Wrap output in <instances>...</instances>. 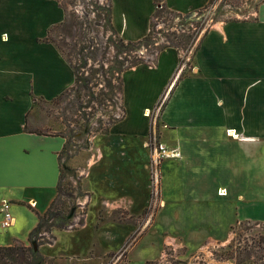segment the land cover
I'll return each mask as SVG.
<instances>
[{
    "label": "crops",
    "instance_id": "obj_1",
    "mask_svg": "<svg viewBox=\"0 0 264 264\" xmlns=\"http://www.w3.org/2000/svg\"><path fill=\"white\" fill-rule=\"evenodd\" d=\"M156 1L109 0L115 36L124 42H136L144 38L149 32L157 3L175 14L189 15L213 0ZM252 11L254 23L227 21L208 30L194 51L192 64L178 77V53L172 47L160 51L151 65L141 64L125 70L121 74L120 84L125 115L110 125V139H146L156 134L148 114L161 98H168L164 106H172L170 100L177 90L182 100L187 87L196 88L203 81L216 77L230 91L226 101L219 97L213 105L218 108L214 113L220 112L226 120L210 123L195 117L188 124L180 125L168 119L166 107L163 119L171 127L164 130L161 140L164 145H167L166 140L177 141L182 159L204 160L202 164L215 170L213 178L217 176L222 180L216 188L217 197H227L231 192L227 176L231 172L244 171L246 167L252 172L249 175L248 195L258 194L260 189H264V0H257ZM64 20L65 12L58 0H0V204L3 200L9 201L15 219L9 228L3 229L0 225V247L27 245L39 217L48 210L58 193L65 136L63 133H47L49 118L46 122L37 120L34 112H41L42 106H52L51 103L75 84L72 65L58 45L48 37ZM232 52L252 60L247 61L245 67L238 68L232 60ZM219 62H223L226 77L220 73H209L208 69L214 68ZM240 78L244 79L242 88L240 86L237 92H233L235 80ZM215 124H220L223 129V147L219 152L215 151L217 141L212 137L216 132ZM230 131H235V137L239 138L230 137ZM102 137L96 135L85 151L68 161V167L76 170L84 166L81 190L88 202L81 227L54 230L50 232L53 244L38 246V252L44 255V259H49L47 252L57 250L51 256V264L54 261L73 264L71 260L57 259L55 256H63L67 248L62 245L74 236L72 234L83 232L89 227L95 197H104L101 195L106 189L104 184L103 190L95 194L86 187L93 169L104 158V151L100 147ZM105 155L103 163L108 167L113 158L131 159L136 153L118 151L113 154L107 151ZM169 160L164 161V206L157 212L149 231L126 249L128 264L158 261L169 244L179 254L183 245L179 243V236L189 252L202 250L204 241L216 245L228 238V230L237 221L233 202L225 199L208 200L210 197L207 198V195H198L197 182L204 173L197 171L199 167L193 170L188 162L180 160L177 166ZM121 166H128V175L130 169L136 168L132 162ZM177 173L179 184L173 181ZM106 181L109 184L111 180ZM118 188L126 196L121 195L122 198L118 199L99 198V209L124 217L128 215V205L133 203L135 195L132 186ZM183 188L190 193L184 194ZM222 192L227 195L220 196ZM235 200L243 205L250 202L242 194H237ZM107 238L113 245L111 250H115L118 245H114V238ZM93 248L97 257L89 258L87 262L85 259L83 264H100L102 261L98 257L110 250L97 254ZM42 249L48 250L42 253Z\"/></svg>",
    "mask_w": 264,
    "mask_h": 264
},
{
    "label": "rangeland",
    "instance_id": "obj_2",
    "mask_svg": "<svg viewBox=\"0 0 264 264\" xmlns=\"http://www.w3.org/2000/svg\"><path fill=\"white\" fill-rule=\"evenodd\" d=\"M58 2L65 12V20L60 26L51 31L48 37L58 45L60 51L73 68L79 69L81 62L87 63V71L86 68L85 71L80 69L77 76L89 78L90 86L93 88L92 90L97 102H90L88 100V97H86V89L83 91L84 83L82 80L80 82L77 81L69 91L51 103L52 106H42L41 112H34L36 114V119L45 121L49 118L50 124L47 133L51 135H60L63 133L67 136L69 142L68 147L69 145L71 146L69 148L71 153L68 154V156H74L81 152L79 147L86 146V138L83 137V134L80 135V138H75V133L80 134L86 119L88 120L91 118L90 112L95 110L96 113L98 108L101 107L102 116L98 118L95 117L94 121L99 128H93V130L97 129L96 133L98 135L103 136L102 139H100V141H102L100 147L102 151H104V158L101 163L106 160L105 154L107 151L113 154L118 151L124 153L133 152L136 153V155H132L131 159L113 158L108 167H106L105 163H99L100 165L95 166L93 175L86 187L95 194L103 190L104 184V189H106L101 194L104 197H95L96 199L91 210V222L89 227L83 232L72 234L74 236L69 237L70 239L62 245L67 248L63 251V256L57 255L55 257L66 258L71 260L73 264H83L85 259L87 262L90 261L89 258L93 259L97 257L93 247H95L97 254L110 249L98 257L102 261L100 264H106L114 255L112 252L118 249L117 252L127 249L149 231V227L152 226L157 212L163 208L164 200L166 199V191H164L166 173V168L164 166L165 160L158 163L157 166L151 161V152L159 145H163L166 151H175V153H179V157L169 160L175 165L178 166L180 160H183V162H188L192 166L191 169L195 170L199 167L197 171L201 170L204 172L202 173L201 180L197 182L196 187H199L198 195L200 197H206L207 195V198L210 197L208 200L225 199L233 202L235 204V217L237 221L228 230V238L226 240L218 242L216 245L212 243L207 244L204 241L202 250L189 252L181 236L174 234L175 236H179V243L183 244L179 254L177 253V255L175 254L172 257V252L168 251L171 248L166 247L164 248V250L167 251L166 256L162 262L156 260L148 264H264V189H260L258 194L248 195L250 188L249 175L252 174L248 167H246L244 171L238 173L231 172V174L227 176V182L229 181L230 183L229 191L231 192H229L227 197H217L218 190L216 188L219 184L218 182L222 180L217 176L213 178L215 170L202 164L204 160L189 158L185 161L182 159L179 143L177 141L166 140L165 143H167V145H164L160 137L167 127H171L163 119L166 107L168 119L180 125L184 123L188 124L193 121L191 118L195 117L201 121L210 123L212 121L226 120L225 115H222L220 112L214 113L218 111V108L213 105L219 97H223L224 101L227 100L228 93L230 92L228 88H225V86L220 84L217 78L214 77L203 81L196 88H192L191 86L187 87L186 94L182 100H180V91L177 90L170 100L172 106H164L166 99H168H165L164 96V98H161L159 103L154 106L152 112L148 114L150 115L149 119L154 123L156 134L154 133V135L152 134L146 139H132L127 137L110 139L109 133L111 128H109V113L105 114L107 107L105 105L95 106V104L104 103V100L102 101L101 97H97V94L101 89L100 84H104L103 81L105 82L107 80L106 78L109 76L107 73L109 71L108 68L114 66L115 63L114 53L116 49H113V45V48L109 47L112 42L110 43L108 40L110 39L113 41L116 39H113L111 36L109 37V31L104 24L103 17L104 9L109 4V0H58ZM241 2H245L248 6L242 8L240 11H236L235 7H239ZM254 6L255 4L252 3V0H220L218 6L211 10V14L210 10L208 14L205 12L206 17L203 23L200 24L202 26L196 27L195 30L189 32L192 36L188 42L183 32H177L171 29L170 23L167 22V19H164V17H166L165 11L162 9L158 10L159 12L157 11L154 16L155 27L149 41L142 42L137 48L136 53L143 54L141 56L144 57L145 60H153L155 51H158V48L160 49L162 44H164V42H159V44L156 45L155 42L158 40L162 42L163 37L166 36V34H163L166 33V30L168 34H170V38L172 37L169 42L177 43L176 45L185 51L191 40L201 33V31L215 25L218 26V23L222 21H243L242 19H245L244 15H247ZM237 14L241 20L236 19ZM244 21L254 23L255 19L253 16L249 15ZM167 26H169V28ZM162 30L163 32L158 38V33ZM131 55L133 56L134 54ZM232 60L236 67L243 68L247 64V61H251L252 58L246 59V57L232 52ZM101 64L106 71L105 75L102 71H96ZM222 65L223 62H219L214 68L208 69L210 71L209 73H220L226 77L227 71H225V67H222ZM82 72H84L83 75ZM98 81L101 83L98 84ZM243 83V78L236 79L232 91L237 92L240 86L242 88ZM37 105L40 107V104ZM84 106H90V109ZM215 126L216 132L212 137L217 141L215 151L219 152L223 147L221 144L223 129L220 124H215ZM44 134L46 135L45 132ZM229 136L234 139L239 138L231 136L230 133ZM129 162L134 163L136 168L130 169L131 171L128 175V170H126L128 166L121 165H125V163ZM83 167L84 166H80V169L82 170ZM63 169L62 187L66 190L67 186H70L72 190L73 185L70 179L74 178L75 174L73 172L76 168H70L69 171L67 170L68 168L65 169L64 167ZM207 171L210 172V174L208 173L206 175ZM177 178L178 173L173 181L179 184ZM204 178H206V181H203ZM223 178L224 177H222V179ZM106 179L111 180L109 184L105 183ZM129 185L133 187V195H135V197L133 198V203L128 205L127 216L120 217L118 215H113V213L100 211L99 198H122L120 197L121 195H126L119 191L121 188H118V186L130 188ZM183 191L184 194L190 193L184 188ZM74 194H77V192ZM237 194L246 196L250 202H246L244 205L239 203L235 200ZM63 200L62 196L61 198L59 197L53 210L57 208L58 204H60L58 206L60 208ZM233 208L234 206L232 209ZM223 224L224 223L221 225ZM57 230L61 229H56L55 231ZM107 235L114 238V245H118L115 250H111L113 249V245L109 242ZM45 242H49V240H46V237H44V240L39 241L41 244ZM42 250V253H46L48 249ZM56 251L57 250L47 252L49 254V259H44V255H40L38 252L42 264H51L53 260L51 256L56 254ZM85 253L86 255H84ZM126 257L125 255L123 259L128 263ZM26 262L27 259L23 258L14 261H0V264H26ZM53 264L60 263L54 261Z\"/></svg>",
    "mask_w": 264,
    "mask_h": 264
},
{
    "label": "built area",
    "instance_id": "obj_3",
    "mask_svg": "<svg viewBox=\"0 0 264 264\" xmlns=\"http://www.w3.org/2000/svg\"><path fill=\"white\" fill-rule=\"evenodd\" d=\"M219 2H220V0H213L212 3H209L204 8H202L200 10H196V11L190 13L189 15H178V14L172 13V12L168 11L165 7H163V5H161L160 3L155 4V11L157 12L158 10H161V9L164 10L165 14H166V17H164V19H167V22L170 23L171 29H174L177 32L181 31V32H183V34L189 35L191 38L192 35H190L189 32L195 30L196 27L202 26L200 24L203 23V20L206 17L205 12L208 14L209 10H210V14H211V12H212L211 10L215 9L218 6ZM256 2H257V0H252L253 4H256ZM109 5H110V2L107 5V7H109ZM224 5H226V4H224ZM247 6L248 5L245 2H243V3L241 2L239 7H235V10L240 11L242 8L247 7ZM107 7H105V8H107ZM228 8H230V7H228ZM252 12H253L252 10L249 11V13L247 15H244L245 19H242V20L243 21L246 20L247 16H249V15L252 16L251 15ZM154 16H155V13L152 15V18L150 20V26H149V32H148V34L150 33V37H151V33L155 27V23H154L155 17ZM103 17L105 20V11H104ZM236 19L241 20V19H239L238 14L236 15ZM223 22H227V21H222V22H219L218 24L223 23ZM167 27L169 28V26H167ZM211 28L212 27H210L209 29H206L204 31H201V33L196 35V37H194L191 40V42L188 44V47L185 51L180 49L176 45L177 43H174V42L170 43L169 42V40L172 37L170 38V34H168V32L166 30V33H163V34H166V36H164V37L162 36L163 37L162 42L160 40L155 42L156 45H158L159 42L160 43L164 42V44H162V47L160 49L158 48V51H155V54H154L155 56H154L153 60H151V59L145 60V58L141 56L143 54H137L136 53L137 48L139 47V45H137V44L133 48V51L126 50V51H123L122 53H119L118 48H117V40H113L114 41L113 42L109 39L108 41H110V43L112 42L109 47L111 48L113 45L114 48L113 47L112 48L116 49L115 53H114L115 63L117 61L118 62H124V65H123L124 67L129 65V63H130L129 61L132 58L133 59L138 58L139 60H141L145 64L151 65L155 62V59H156V57L160 51H162L163 49L168 48V47L174 48L178 53V67L176 70V77H178L180 73H182L185 69H187L192 64V58H193L194 51H195L198 43L200 42L203 35L208 30H210ZM162 32H163V30L158 33V38L160 37ZM110 36L113 37V39H116V37L109 31V37ZM160 39H162V38H160ZM165 44H166V46H165ZM131 54H134V55L132 56ZM101 66L103 67V65L101 64L99 66V68ZM100 69L102 70L103 68H100ZM86 71H87V65H86ZM107 73L109 74V76H108V78H106L107 80L105 82L103 81L104 84H100L101 89L98 91L100 94H101V92H103L102 94L104 96V103L98 104V105L95 104V106H104L105 105L107 107L105 114L109 113V119H110L109 125H111V124L121 120L125 115V111H124L123 104L121 101V92H120L119 87H118L119 81L121 79V74L123 72L121 73L118 70L114 69V70H112V72L109 73V71H108ZM104 75H102V76H104ZM109 80L111 81V84L115 87L112 95H110L109 87H107V85H106ZM99 83H101V82L98 81V84ZM89 86H90V84H89ZM91 89H93L92 86H91ZM84 90L85 89H83V91ZM84 107L90 109L89 108L90 106H84ZM95 109H96V107H95ZM90 116H91V118L88 120L86 119V122H84V127H83V130L81 131V133L80 134L75 133V135H74L75 138H80V135L83 134V137L86 138V142H85L86 146L85 147H79L80 151H85L86 147L90 144V142L95 138L96 135H98L96 133L97 132L96 130L99 127L96 125V123L94 121H95V117L98 118V117L102 116L101 107L98 108L96 113H95V110L93 112H90ZM87 121H88V123H87ZM94 127L97 129L93 130ZM65 140H66V143H65V148H64L63 161L61 162V169L63 170V173H64V169H63L64 167H65V169L68 168L67 170L69 171L70 167H68L67 164H68V161L73 157V156H68V154L71 153L69 151V148L71 146L69 145V147H68L69 142H68L67 136H65ZM177 157H179V153H175V151H170V152L166 151L165 146H163V145H159L158 147L154 148L153 152H151V158H152L151 161H153L152 163H154L156 166L161 161H164L166 159H175ZM82 171L83 170H78V169L76 170L75 169L73 172L75 174L74 178L70 179V181L73 185L72 190H71L70 186L67 187L68 189L70 188L71 195L69 197H66L64 195L59 196L60 198L62 196L64 199L63 202H67V205H68L67 221H66V224L62 225L59 228L61 230H63V229L72 230L74 228L81 227L80 222L84 221L83 220L84 215H85L84 211L86 208V204L88 202V198H87L86 194H84L81 190L80 183H81V179L83 177ZM78 187H79V189H78ZM76 192H77V194H74ZM59 197H58V193H57V196L55 198L56 202L58 201ZM0 212L2 214V220L0 222L1 227L3 229L11 227L15 222L14 216L11 213V203L9 201L3 200L0 204ZM51 222H52V220L49 221V223H51ZM54 230H56V228L45 229V227H44L37 233L36 237L35 236H33L32 238L29 237V241H28L27 245L18 244V246H26V247L32 246V248H33V243H35L37 246H39V244H41V243H39V241L44 240V237H46V240H49V242L48 243L45 242V244L52 245L54 240H53L52 236H50V234H51L50 232H52ZM169 242H171V241H169ZM167 247L171 248L168 251L172 252L171 256L173 257V255L176 254V252H174V250H173V245L169 244V245H167ZM37 252H38V250H37ZM166 252L167 251L164 250V252L160 256V259L158 260V262H162L164 260V258L166 256ZM125 255H126V249L115 253L112 256V258H110V261L108 264H128L123 259L125 257Z\"/></svg>",
    "mask_w": 264,
    "mask_h": 264
},
{
    "label": "trees",
    "instance_id": "obj_4",
    "mask_svg": "<svg viewBox=\"0 0 264 264\" xmlns=\"http://www.w3.org/2000/svg\"><path fill=\"white\" fill-rule=\"evenodd\" d=\"M212 3V2H209ZM157 10V9H156ZM105 11V20L104 23L107 27V30L110 31L114 36L115 34L112 31V26H111V7L109 5V7L104 9ZM156 13V11H155ZM173 13V12H172ZM57 28V27H56ZM55 29V28H54ZM116 37L117 40V48H118V52L122 53L123 51L129 50V51H133V48L137 45H140L142 42H147L150 39V33L147 34L144 38L140 39L139 41L136 42H124L120 39ZM190 40V36L186 35V41L188 42ZM129 65L128 66H123L124 62H116L114 63V66H110L109 69V73L112 72V70L116 69L119 72H124L125 70L132 68L134 66L137 65H141V64H145L144 62H142L141 60H139L138 58H132L129 61ZM87 63L86 62H81L80 63V67L79 69L73 68L74 72H75V84L77 83V81H81L84 83L83 88L86 89V97H88V100L90 102H97V99L94 96V92L91 89V86H89L90 84V80L88 77L86 78H82L80 76H77L78 71H80V69H83V71H85ZM100 68H103L102 66ZM97 69L96 71H102L104 72L103 74L106 73V71L104 69ZM107 69V70H108ZM84 72H82L83 75ZM120 84H121V79L119 81V90H120ZM107 87H109V92L110 95L113 94V90L115 89V87L111 84V81L109 80L107 82ZM103 92L98 93L97 97H101L102 101L104 100V96L102 94ZM62 179H63V172L62 169L60 170V178H59V182L57 185V191H58V197L60 195H64L66 197H69L71 195V191L70 188H66L63 189L62 187ZM68 187V186H67ZM56 204V200L54 202H52V204L49 206L48 210L43 214V216L39 217L38 220V224L37 226L33 229V231H31L30 233V238H32L33 236H37V233L45 227V229H59L62 225L66 224L67 221V214H68V205L67 202H62L60 208L58 207L60 204H58L57 208L55 210L54 206ZM52 220L51 223H49V221ZM27 259L26 264H42V261L40 259V256L38 254L37 251H34L32 246H18V245H11V246H7V247H0V261H14V260H18V259Z\"/></svg>",
    "mask_w": 264,
    "mask_h": 264
},
{
    "label": "bare ground",
    "instance_id": "obj_5",
    "mask_svg": "<svg viewBox=\"0 0 264 264\" xmlns=\"http://www.w3.org/2000/svg\"><path fill=\"white\" fill-rule=\"evenodd\" d=\"M230 133H231L230 135H232V136H236L235 131H230ZM166 153H167V152H166ZM168 154H169V153H168ZM225 193H226V192H222V193H219V195H220V196H221V195L224 196Z\"/></svg>",
    "mask_w": 264,
    "mask_h": 264
},
{
    "label": "water",
    "instance_id": "obj_6",
    "mask_svg": "<svg viewBox=\"0 0 264 264\" xmlns=\"http://www.w3.org/2000/svg\"><path fill=\"white\" fill-rule=\"evenodd\" d=\"M33 250L34 251H37L38 250V246L35 243H33Z\"/></svg>",
    "mask_w": 264,
    "mask_h": 264
}]
</instances>
